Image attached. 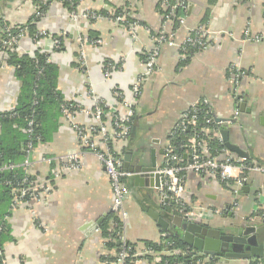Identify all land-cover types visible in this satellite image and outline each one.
I'll return each instance as SVG.
<instances>
[{
	"label": "crops",
	"instance_id": "1",
	"mask_svg": "<svg viewBox=\"0 0 264 264\" xmlns=\"http://www.w3.org/2000/svg\"><path fill=\"white\" fill-rule=\"evenodd\" d=\"M159 2L81 0L77 6L78 12L96 10L108 14L122 8L130 19L140 23L133 38L126 27L109 17L72 22L63 4L52 1L38 24L43 36L23 37L17 52L31 55L38 48L49 55V60L58 66L57 87L65 98L79 106L73 114V123L86 128L95 124L88 90L92 89L107 107L121 113L123 108L114 91L131 96V85L145 69L144 57L151 45L150 38L164 27L168 37L160 47L157 69L141 86L129 138L111 144L122 155L124 172L129 173L124 168L126 152H131L128 166L134 169L150 165L151 152L156 166H162L164 147L173 128L183 120L192 104L204 99L211 106L215 122L217 118L219 121L231 118L234 110H238L233 123L209 125L206 132L213 137L216 130L225 128L229 141L247 154L246 158H240L264 165V0H188L191 7L185 12L184 24L178 25L177 20L176 26L165 13L158 11ZM6 3L9 6L3 9L2 17L10 25L25 22L36 8L34 0ZM197 27L206 29L207 47L180 56L179 44L190 29ZM172 31L175 33L169 37ZM57 39L59 46L54 42ZM105 68L109 69V77L104 75ZM233 73H239L236 98L231 92ZM19 89L13 67L1 65L0 111L13 108ZM239 102L245 104L243 111L237 107ZM223 147L229 154L238 156L224 144ZM77 148V136L62 116L51 139L37 144L29 153L32 167L24 169L25 172L48 190L25 202L13 198L12 210L6 219L10 239L2 245L5 264H99L109 250L114 253L106 246L109 239L103 234L105 229L112 230L115 217L121 219L112 210L110 179L102 164L88 152L81 154L77 168H65L59 158ZM43 157L54 159L43 162ZM183 158H188L186 149ZM123 182L129 194L124 201L127 217L119 232L137 253L131 260L135 264H168L161 263L163 255H174L167 247L154 249L148 256L140 252L149 242L166 246L164 238L169 233L152 218L155 213L167 220L174 215L181 216L180 213L177 210L167 213L162 208L156 187L135 184L132 174L126 175ZM231 183L215 176L187 172V201L218 212L204 224L221 231L237 234L243 226L256 223L259 242H262L264 224L260 213L264 210V174L249 172L244 185L247 189L241 188L236 196ZM260 192H263L261 197ZM235 199L237 208L233 206ZM176 252L182 255L177 264H250L253 259L264 264V257L226 258L221 252L196 254L193 259L187 246L186 250Z\"/></svg>",
	"mask_w": 264,
	"mask_h": 264
},
{
	"label": "built area",
	"instance_id": "2",
	"mask_svg": "<svg viewBox=\"0 0 264 264\" xmlns=\"http://www.w3.org/2000/svg\"><path fill=\"white\" fill-rule=\"evenodd\" d=\"M78 1L79 3L81 2V0ZM160 2L166 10L165 17L167 19L170 15H172L176 8H179L181 12L177 16L178 25L184 24L185 12L189 5L188 0H177L175 3L171 2V0H160ZM68 17L72 22H76L81 18L92 21L102 17H109L115 23L126 27L133 38L136 36V31L140 27V23L137 20L130 19L131 17L128 16V13L125 10L113 17L106 14L104 15L101 11L96 10H86L84 12L72 10L69 11ZM0 32L4 34V38L0 41L1 66L3 65L2 59L4 58V50L6 48H14V46L17 47L19 41L25 34V29H20L16 34H14L11 32L9 26H0ZM167 33L168 31L163 27L158 30L156 34L151 36V45L145 52L144 57L145 69L131 85V96L125 97L122 92L114 91L115 97L120 100V104L123 108L121 113L113 107H107V105L94 94L92 89L88 90V94H90L92 100L93 107L91 115L95 124L86 128L77 125V123L74 124L73 114L75 112L70 111L69 108L73 107L75 104L71 102L65 103L62 110L65 120L69 123L77 136L79 148L68 151L59 159L64 162V167L70 170L78 167L79 159L82 153L88 152L95 156V158L102 164L104 172L110 179L111 193L113 196L112 210L120 214L122 229L127 217L126 211L124 210V201L129 194V190L123 182V178L126 175H130V173L124 172L122 155L115 150L111 144L116 141L123 142L129 138L132 128V120L135 113L134 105L141 94V86L145 79H147L148 76L157 69L160 47L167 40ZM174 33V31L169 32V37L173 36ZM43 34V30L39 31L40 36H43ZM187 34L179 44L181 52L180 56L184 57L193 51L205 49L207 47L208 37L206 35V29L197 27L195 29H190ZM54 42L58 46V42ZM80 59L83 63H85L83 55H81ZM104 75L109 77L110 72L108 68H105ZM238 77L239 73H233L231 76L234 86L236 85V87L238 85ZM236 87L233 92L234 98H236L238 94ZM76 106L78 105L76 104ZM198 110L205 113L204 120L201 123L198 122L196 116L198 114ZM237 115L238 110L235 109L231 118L215 122L211 106L209 105L208 100L204 99L201 102L192 104L190 109L184 114L183 120L176 124L175 128L172 130V133H174L178 130H183L187 126L192 130L197 129V132H194L186 142L185 147L188 153L186 161L181 163L182 160L180 155L175 152V146L168 141L164 147L163 165L156 167L155 171L160 175V184L159 187H157L160 200L164 204L169 200L175 202L177 206L176 210L186 220L206 223L211 218L219 214L216 211L207 210L206 207L200 205L199 203L193 204L187 201L185 190V174L187 172L215 176L220 181L232 182L230 186L233 189L232 193L234 196H236L240 189L245 185L249 172L256 171L264 174V165L250 163L245 161L243 158L231 155L224 149V147L220 148L218 152H214L208 145L209 139L212 136L206 132L205 128L212 124H231L234 122ZM28 131H30V129H28ZM214 136L222 143L218 130H216ZM27 148L30 153L32 150L31 145L27 144ZM29 153L27 151L28 155L20 164L23 165L25 170L32 167V162L28 158ZM52 159L54 158L49 159L43 157L41 161L44 162ZM15 166L16 165L14 164L6 166L0 162V173L6 168L11 169ZM47 190L48 188L46 186L38 184L37 182L24 181V183L20 184V187L13 189L15 192L14 200L25 202L29 199L37 198V195L42 192H47ZM261 196H263V192L259 193V197ZM237 205L238 200L235 199V201H233V206L237 208ZM253 212H255V210ZM260 217H264V211L260 213ZM117 237L121 250L118 253L117 259L112 264H135V260L133 261V258L131 260V257H135L137 255V253L134 252V247L125 243L126 240L124 238V234L121 232L118 233ZM164 245L169 246L171 243L165 240ZM132 249L134 251L130 253ZM176 251L177 250H172L171 254L178 253ZM152 253H154V248L152 246H147L142 252H140V254L144 256H148ZM1 254L2 252L0 250V255ZM128 258H130V260Z\"/></svg>",
	"mask_w": 264,
	"mask_h": 264
},
{
	"label": "trees",
	"instance_id": "3",
	"mask_svg": "<svg viewBox=\"0 0 264 264\" xmlns=\"http://www.w3.org/2000/svg\"><path fill=\"white\" fill-rule=\"evenodd\" d=\"M6 1L11 2L14 0H3L4 3L0 4V26H9L11 32L14 34L20 29H25L23 37L29 36L33 39H38L40 37L38 24L50 2L59 1L68 11H75L79 4L78 0H49L48 2L34 0L36 3L35 12L28 20L23 23L10 25L8 22L4 21L2 17L3 9L9 6ZM171 2L175 3L177 0H171ZM157 8L160 13H166V10L160 2ZM122 11H124L122 8H116L113 10V14H108L105 11H101V13L113 17ZM180 12V9L176 8L169 17L174 23V26H176L177 16ZM153 34L156 33L154 32ZM52 37H55V35H52ZM3 38L4 34L0 32V41ZM54 41H57L59 46L60 41L58 39ZM3 55V64L13 67V74L20 82V89L13 108L0 111V162L6 166L10 164L16 165L11 169L6 168L0 173L1 252L3 250V243L10 239L6 219L12 210V200L15 195L13 189L20 187V184L24 183V181L34 182V178L31 175H27L23 165H20L28 155L27 151L29 153L27 144L31 145L33 149L37 144L47 142L51 139L52 134L59 125L60 117L63 116L62 110L65 103L71 102L75 104L73 107L69 108L70 111L76 113L78 110L76 103L71 99L65 98L63 92L57 87L58 66L49 60V55L46 52L40 51L37 48L31 55L26 53L20 54L17 52V47L14 46V48H6ZM232 96L234 98L233 94ZM196 116L198 122L201 123L204 120L205 113L198 110ZM212 126H214V124H212ZM186 128L187 127L170 134L168 138L175 146V152L180 155L182 160V162L180 161L181 163L186 161L183 155L185 154V145L188 138L191 137L194 132H197V129L192 130L189 127L188 129ZM28 129H30V131H28ZM208 145L214 152H218V150L223 147V144L217 140L215 136L209 139ZM176 207V203L172 200L162 205V208L167 213H170L171 210L175 211ZM168 218H170V216H168ZM104 225L103 229L106 228ZM120 230L121 219L115 217L112 230L108 231L105 229V231H103V234L109 239L106 246L114 250V253H110L109 250L108 255L100 258L99 264H112L117 259L118 253L121 250L120 244L117 243V236ZM164 239L169 241L171 245L162 246V244L159 245L151 242L147 243V245L152 246L156 250H162L163 247H167L168 251L186 250V245L181 242L180 238L167 234ZM128 245L132 244L128 243ZM133 251L132 249L130 253ZM128 259L130 260V258ZM181 259L182 255L178 252L170 256L163 255L161 263L167 261L168 264H177ZM258 261L260 260L253 259L250 261V264H258ZM0 264H5L2 254L0 255Z\"/></svg>",
	"mask_w": 264,
	"mask_h": 264
},
{
	"label": "water",
	"instance_id": "4",
	"mask_svg": "<svg viewBox=\"0 0 264 264\" xmlns=\"http://www.w3.org/2000/svg\"><path fill=\"white\" fill-rule=\"evenodd\" d=\"M190 5L191 4L188 5V8L191 7ZM237 107L240 111L246 108L243 102L237 103ZM219 120V118L216 119V121ZM132 132H134V128ZM219 132L224 146L230 152L236 153L239 157H247L245 152L229 141L228 131L225 128H220ZM130 156L131 152L125 153L124 168L127 172L132 174L135 184L154 186L156 188L159 187L160 175L155 172L157 166L154 153L151 152L150 165L135 169L128 166ZM246 189V186L242 187V190ZM152 218L156 221L157 225L169 233V235L180 238L181 242L192 251L193 259H196V254L216 255L219 252L223 253L226 258L237 257L249 259L264 257V240L259 242V230L256 223L243 226L242 232L235 234L209 227L204 223L186 220L179 215H174L171 219L167 220L155 213ZM262 222L264 224V219H262ZM125 243H127V241Z\"/></svg>",
	"mask_w": 264,
	"mask_h": 264
},
{
	"label": "rangeland",
	"instance_id": "5",
	"mask_svg": "<svg viewBox=\"0 0 264 264\" xmlns=\"http://www.w3.org/2000/svg\"><path fill=\"white\" fill-rule=\"evenodd\" d=\"M234 89H235V86L233 85V88L231 89L232 94H233V92H234ZM263 211H264V210H262L261 212H263ZM262 219H264V217H263Z\"/></svg>",
	"mask_w": 264,
	"mask_h": 264
}]
</instances>
